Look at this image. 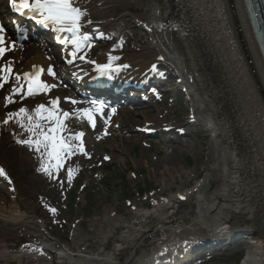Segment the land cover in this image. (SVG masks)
<instances>
[{"label": "rangeland", "instance_id": "374dc122", "mask_svg": "<svg viewBox=\"0 0 264 264\" xmlns=\"http://www.w3.org/2000/svg\"><path fill=\"white\" fill-rule=\"evenodd\" d=\"M93 2L102 7L100 0ZM147 2L106 3L102 9L106 38L99 41L102 45L94 56L121 43L127 54L135 55L134 68L150 60L151 33L137 20L146 12ZM24 62L21 55L16 59L18 66ZM55 63L61 64L59 58ZM160 68L171 84L170 93H163L153 108L119 113L113 135L101 139L97 135L103 129L81 113L36 126L34 113L26 110L36 108L43 97L20 93L7 101L8 88L0 90V119L5 118L0 123V167L7 173L0 179V199L9 207L15 196L24 213L20 220L0 215V259H15L16 264H106L108 257L124 262L133 255L127 263L132 264L159 245L165 237L164 224L175 225L195 215L196 185L212 163L208 143L213 133L192 121V101L177 81L176 68L168 62ZM56 69L63 71L60 66ZM74 92L66 83L53 89L63 105ZM166 124L181 127L170 129ZM81 132L86 134L84 142L78 139ZM175 149L179 154L171 165L168 158ZM81 183L84 189L78 188ZM242 235L236 233L228 243L199 241L215 246L212 258L199 264H241V244L252 242ZM31 239L46 250L22 246V241Z\"/></svg>", "mask_w": 264, "mask_h": 264}, {"label": "bare ground", "instance_id": "6f19581e", "mask_svg": "<svg viewBox=\"0 0 264 264\" xmlns=\"http://www.w3.org/2000/svg\"><path fill=\"white\" fill-rule=\"evenodd\" d=\"M93 1L72 0L73 7L81 13L75 38L90 39L101 34L107 25L102 9L107 2L122 0H100L101 8ZM137 20L143 21L151 33L147 47L153 50V55L145 65L134 69L135 55L127 54L117 44L94 60L87 54L88 42L83 44L82 41L79 46L84 50L75 54L72 63H68L65 48H60L64 52L66 72L76 75V82L80 78L82 85L92 75L93 67L108 63L112 67L119 66L120 69L107 72L121 82L123 80V84L134 80L142 83L151 75L152 67L168 62L176 67L178 77L186 85L192 101V110L189 111L192 121L205 124L213 137L208 143L212 163L206 166L205 177L196 185L195 215L175 225L164 224L165 237L158 240L159 245L136 257L133 263L173 264L174 260L187 255L177 263L183 264L189 260V255L192 258L202 252L196 251L199 248L195 245L199 241L226 242L234 237L239 231H233L230 226L235 222L240 226V232L252 240L245 239L241 244V264H264V57L245 0H148L146 12L137 16ZM61 26L64 28V25L48 23V32L63 35L65 30H61ZM68 36L71 38L72 35ZM13 48L15 46L9 43L8 49ZM23 55L27 57L25 53ZM31 55L26 59L24 71L43 65L46 69L43 77V84L47 86L45 90L65 81L60 75L51 76L55 67L49 53L38 49ZM10 65L15 66V61L10 60ZM2 81L5 79L0 76ZM22 89L25 92L23 82L16 77L9 85L7 100ZM43 98L38 109L26 110L38 119L36 126L57 119L65 120L75 112L85 114L90 120L105 113L96 105L83 104L76 99L63 105L64 101L52 97L50 91L43 94ZM70 98L73 99L74 95L71 94ZM52 101H56L54 107ZM109 118H97L93 123H99L113 135ZM4 119H0V123ZM151 122H147V127L152 126ZM166 125L170 129L181 127ZM177 154L178 149L170 153L169 164L175 165ZM13 202L14 205L7 207L0 199V215L20 220L24 213L15 199ZM5 211L9 212L8 216ZM67 248L73 251L70 246ZM132 258L133 255L122 263L108 257L105 263L127 264ZM195 258L191 259V264L209 259Z\"/></svg>", "mask_w": 264, "mask_h": 264}, {"label": "snow or ice", "instance_id": "6c2138e0", "mask_svg": "<svg viewBox=\"0 0 264 264\" xmlns=\"http://www.w3.org/2000/svg\"><path fill=\"white\" fill-rule=\"evenodd\" d=\"M12 4L18 11L21 9H30L32 12L39 13L44 16L45 23L64 25V28L61 30L73 32L79 30L76 25L80 19L81 13L79 9L73 7L72 0H35L34 4L30 3V0H22L19 4H17V0H12ZM2 52L3 49H0V53ZM46 87V85H40V88ZM29 94H32L31 89H29ZM53 103L55 104L56 102L53 101ZM65 116H67V113H65ZM61 146L66 147V145L63 144ZM2 172L3 169H0V173Z\"/></svg>", "mask_w": 264, "mask_h": 264}]
</instances>
